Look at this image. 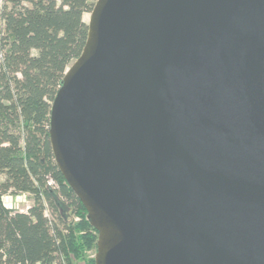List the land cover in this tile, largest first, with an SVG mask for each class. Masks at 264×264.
Returning <instances> with one entry per match:
<instances>
[{
    "label": "water",
    "instance_id": "water-1",
    "mask_svg": "<svg viewBox=\"0 0 264 264\" xmlns=\"http://www.w3.org/2000/svg\"><path fill=\"white\" fill-rule=\"evenodd\" d=\"M49 134L95 264H264V0H98Z\"/></svg>",
    "mask_w": 264,
    "mask_h": 264
},
{
    "label": "trees",
    "instance_id": "trees-1",
    "mask_svg": "<svg viewBox=\"0 0 264 264\" xmlns=\"http://www.w3.org/2000/svg\"><path fill=\"white\" fill-rule=\"evenodd\" d=\"M97 1L4 0L0 7V264H56L59 256L95 264L88 252L98 233L59 171L49 131L63 78L87 42L84 16ZM22 194L32 197L27 212L5 206V196Z\"/></svg>",
    "mask_w": 264,
    "mask_h": 264
},
{
    "label": "rangeland",
    "instance_id": "rangeland-1",
    "mask_svg": "<svg viewBox=\"0 0 264 264\" xmlns=\"http://www.w3.org/2000/svg\"><path fill=\"white\" fill-rule=\"evenodd\" d=\"M4 4V0H0V7H2ZM85 22L88 24L90 21V14H86L84 16ZM4 181V177L0 176V183ZM4 204L7 208L20 211V212H27L28 209L33 205L32 197L29 194H22L18 196H5L4 199ZM76 221L79 219L76 218ZM97 249L89 251L88 256L90 258H95ZM61 257L59 256V259L56 264H59V261H61Z\"/></svg>",
    "mask_w": 264,
    "mask_h": 264
},
{
    "label": "built area",
    "instance_id": "built-area-1",
    "mask_svg": "<svg viewBox=\"0 0 264 264\" xmlns=\"http://www.w3.org/2000/svg\"><path fill=\"white\" fill-rule=\"evenodd\" d=\"M50 184H52V185H53L54 183L51 181V183H50ZM59 264H66V263H65V261L63 260V258H61V261L59 262Z\"/></svg>",
    "mask_w": 264,
    "mask_h": 264
}]
</instances>
